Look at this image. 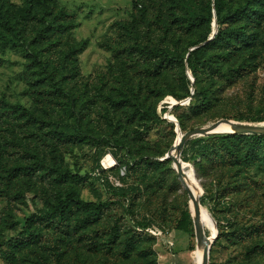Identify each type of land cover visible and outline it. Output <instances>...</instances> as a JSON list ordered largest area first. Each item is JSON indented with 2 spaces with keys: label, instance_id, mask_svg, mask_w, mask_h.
I'll use <instances>...</instances> for the list:
<instances>
[{
  "label": "rangeland",
  "instance_id": "374dc122",
  "mask_svg": "<svg viewBox=\"0 0 264 264\" xmlns=\"http://www.w3.org/2000/svg\"><path fill=\"white\" fill-rule=\"evenodd\" d=\"M55 1L75 17L77 25L69 34L72 40L86 41V47L75 56L73 63L76 67L73 69L71 66L72 74L64 75L61 80L65 91L74 98L83 127L95 139L61 143L47 133L37 131L25 134L16 131L18 137L45 140L43 148L50 154L51 161L62 163L74 173L86 176L85 185L80 189V197L85 201L99 202L116 198L109 190V185L123 188L127 199L122 205L115 206L111 215L122 216L124 224L128 225L132 224V217L145 222V231L153 236L154 241L151 246L153 255L146 261L138 254L123 260L120 256L108 255L100 247L93 252L86 241L78 245L74 243L65 252L60 241L63 235L57 229L41 224L44 242L41 249L46 261L42 264H149V260L158 264V260L162 259L160 252L170 250L173 257L167 264H196L194 228L193 237L190 238L193 248L189 253L185 252L187 234L184 231L178 233L180 237L177 245L164 240L169 231L176 229V222L185 205L190 209L192 226V216L196 214L173 168L172 160L151 169L152 174L148 177L140 176L134 165L130 164V168L128 163L126 167V162L133 157L162 162L170 146L182 133L222 119L264 124V56L238 82L209 92L204 105H200L201 97L178 100L165 95L155 106L161 120L145 125L134 114L133 107L115 109L109 98L117 97L119 91L130 94L128 88L133 87L142 96L148 95L150 106H153L156 94L181 87V70L174 68L151 76L144 64L128 53L129 48L134 41H140L169 46L171 49L179 48L183 52L193 37H180L174 42L170 34L165 32L168 14H161L162 21L157 20L160 13L152 5L147 6L148 14L143 18L131 0ZM9 2L15 7L25 5L24 0ZM143 5L146 4L140 2L139 6ZM34 27L28 30L29 36L33 35ZM53 47L47 56L52 61H58L62 55L60 46ZM41 49L40 53L46 56V49L43 46ZM27 62L23 49L0 47V97L10 103L26 105L47 119L56 120L60 127L71 128L73 116L69 113L65 98L60 97L56 101L46 91L36 87L33 79L36 76L27 69ZM185 74L194 83L188 69ZM210 82L206 74H201L197 86L208 87ZM190 91L193 93V87H190ZM193 104L202 108L200 114L195 115L189 109ZM179 117L184 121L185 129L180 127ZM140 131L142 134L138 139ZM8 132L11 133V130L8 129ZM1 134L5 135L4 132ZM100 136L106 138L108 143L96 140ZM206 137L193 135L188 138L180 147L181 151L178 149L177 158L184 174L192 178L200 206L216 223V237L221 232L220 238L215 240V237L210 246L208 264H241L246 261L264 264V249L260 247L264 244V166L239 169L228 163L210 162L207 165L206 162H200V143ZM3 140L0 138L1 142ZM114 140L123 142L126 148L116 145ZM4 148L6 151L1 153L0 166L22 159L23 151L15 144L9 142ZM105 158L112 160L113 165H109L108 161L103 162ZM199 163H203V170L199 169ZM35 183L31 184L33 189H28L27 180H21L11 190L9 197H6L0 183V240L16 236L22 230L25 219L44 207L43 200L49 186L39 181ZM20 189H24L25 195L16 198L13 193ZM108 223L109 219L105 218L94 229V232H98V240L101 241L102 230ZM201 226L206 236H213L214 229L210 223H201ZM155 228L161 231V235L153 233ZM56 242L61 246L60 252H65L58 263L50 255ZM32 249L21 252L19 259L12 263L0 255V264H36L39 255Z\"/></svg>",
  "mask_w": 264,
  "mask_h": 264
},
{
  "label": "trees",
  "instance_id": "16d2710c",
  "mask_svg": "<svg viewBox=\"0 0 264 264\" xmlns=\"http://www.w3.org/2000/svg\"><path fill=\"white\" fill-rule=\"evenodd\" d=\"M25 5L15 7L9 0H0V47L7 46L21 48L28 59L27 69L34 77V85L56 101L65 98L69 106V113L73 116L71 128L59 126L56 120L47 119L35 110L19 103H10L0 97V164L2 151L8 143L15 144L23 151L21 160L0 166V183L4 187L6 197L11 190L18 186L22 180H27L28 189H33L32 182L46 183L49 190L45 193L44 207L35 210L24 221L22 230L6 240H0V255L12 263L19 259L21 252L32 249L39 255L36 264L46 263L42 246L44 245L42 229L52 227L57 229L63 238L61 241L65 252L73 246L86 241L89 249L96 252L99 247L108 255L120 256L128 260L138 254L145 259L153 255V236L145 229V222L132 219V224H124L120 215H111L115 206L123 204L127 199L123 188L109 185V190L116 198L104 201H85L80 197V189L85 185L86 176L74 173L62 163L51 161L49 153L43 148L45 140H38L27 136V140L18 137V132H45L61 143L79 142L95 139L82 125V118L74 98L65 91L61 78L72 74L75 56L86 47V41L74 42L70 31L76 27L73 14L65 7L57 5L55 0H24ZM134 8L141 17L148 14L147 6H154L159 10L157 20L162 21L161 14H168L165 32L170 34L176 42L180 37H193L188 42L183 52L179 48L171 49L157 43H143L134 41L128 53L137 61L144 64L146 71L151 76H158L174 68L181 70V87L156 94V101L150 106L148 95L141 94L135 88L129 87L126 91H119L117 97L109 98L110 104L115 109L133 107L134 114L138 115L145 125L160 121L156 114V102L165 95L176 99L187 97H201L206 103L209 92H214L218 87L232 85L242 79L250 69H254L259 58L264 56V0H131ZM140 2L146 5L139 6ZM156 2V5H153ZM215 20V26L212 25ZM35 26V27H34ZM34 27L33 35L29 36L28 30ZM215 30V31H214ZM214 31V33H213ZM213 34L212 38L211 35ZM46 49V56L41 52V47ZM53 46H60L62 55L58 61H52L47 56ZM142 64V65H143ZM68 67V69H67ZM188 69L194 83L186 76ZM64 73V74H62ZM206 74L211 81L208 87H198L200 75ZM193 87V93L190 91ZM152 104V102H151ZM195 115L201 113L199 105L189 108ZM179 125L185 129L182 118H178ZM148 127V126H147ZM11 130V133L8 132ZM14 134H13V133ZM142 131L138 132V139ZM96 140L107 139L100 136ZM116 145L126 148V145L114 140ZM200 162L228 163L232 167L245 169L253 165L264 166V134H216L203 138L200 143ZM169 162L149 160L140 157L131 158L126 162V167L134 165L140 176L148 177L151 169H156ZM203 164V163H202ZM199 163V169L204 165ZM36 185V183L34 184ZM16 198L25 195L24 189L13 193ZM109 223L102 230V239L98 240L95 231L105 219ZM51 228V229H52ZM176 229L186 232L193 237V226L190 221V212L185 205L176 222ZM94 232V233H93ZM93 236L90 237L89 234ZM95 236V238H94ZM221 232L215 240L220 238ZM56 244L52 247L51 256L58 263L65 252H60ZM264 249V244L260 246ZM192 244L189 250H192ZM67 249V250H66ZM64 253V254H63ZM63 254V255H62ZM153 264V260L147 262ZM241 264H257L244 262ZM261 264V263H260Z\"/></svg>",
  "mask_w": 264,
  "mask_h": 264
},
{
  "label": "water",
  "instance_id": "95a60500",
  "mask_svg": "<svg viewBox=\"0 0 264 264\" xmlns=\"http://www.w3.org/2000/svg\"><path fill=\"white\" fill-rule=\"evenodd\" d=\"M213 24L214 25L216 24L215 20H214ZM212 36H213V34L211 35L210 38H212ZM191 81H192V79H191ZM220 123L230 124L231 126L234 127V129L232 131L218 130L217 127L219 126ZM227 133L258 134V135L264 134V124L233 122V121H230L227 119H222V120L216 121V122L209 124V125L195 127L193 129H190V130L181 134L179 141L177 143L174 142V144H172L170 146V148L168 149V151L165 155V159H171L173 163L177 164L176 173H177L179 180H181L183 175H184V171L182 170V164H181L180 160L174 156V153L177 150V148H179V147L182 148L184 142L188 138L192 137L193 135L212 136V135H216V134H227ZM181 148H180V151H181ZM187 194H188V196L191 197V193L188 192ZM191 216H192V214H191ZM192 220H193V228H194L196 242H197V240L204 242L203 261L201 264H208L210 246L214 242V239L210 240L209 237L205 235V233L202 229V226H201L200 217H199V213L197 210H196L195 216H192Z\"/></svg>",
  "mask_w": 264,
  "mask_h": 264
},
{
  "label": "bare ground",
  "instance_id": "6f19581e",
  "mask_svg": "<svg viewBox=\"0 0 264 264\" xmlns=\"http://www.w3.org/2000/svg\"><path fill=\"white\" fill-rule=\"evenodd\" d=\"M218 130H226V131H232L234 129L233 126H231L230 124L227 123H220L219 126L217 127ZM181 137V135H180ZM180 137L175 141V143H177L180 139ZM180 148V147H179ZM175 151L174 156L177 158L178 155V149ZM109 162V165H113L112 160H109L107 158L104 159L103 162ZM107 164V163H106ZM174 169L176 171L177 169V164L173 163ZM183 188L185 189V191L188 193H191V197L189 196V199L191 201V206L193 208V210L196 212V210L199 213V217H200V222L201 223H210L213 226L214 229V233L213 236H210V240L215 239L216 237V233H217V226L216 223H214V221L212 220L210 214L202 207L200 206V203L198 202V197L196 195V189L193 188V184H192V178L187 176L186 174L183 175L182 179L180 180ZM197 208V209H196ZM203 247H204V242L197 240L196 242V250L194 251V256L196 258V264H201L203 261Z\"/></svg>",
  "mask_w": 264,
  "mask_h": 264
},
{
  "label": "crops",
  "instance_id": "0c3cea01",
  "mask_svg": "<svg viewBox=\"0 0 264 264\" xmlns=\"http://www.w3.org/2000/svg\"><path fill=\"white\" fill-rule=\"evenodd\" d=\"M179 232H180L179 229H173V230L169 231L168 236H165L164 240L165 241L169 240L173 245H177V242H179V237H180L178 234ZM172 244H170V245H172ZM189 244H190V237L187 234V239H186L185 245H184L186 250L185 249L184 250H185V252H188V253L190 252L189 251ZM184 250H183V252H184ZM160 253H161L162 259L158 260V264H167V262H169V260H171V258L173 257V255L170 254L171 250H170V252L162 251Z\"/></svg>",
  "mask_w": 264,
  "mask_h": 264
},
{
  "label": "built area",
  "instance_id": "2783aa9c",
  "mask_svg": "<svg viewBox=\"0 0 264 264\" xmlns=\"http://www.w3.org/2000/svg\"><path fill=\"white\" fill-rule=\"evenodd\" d=\"M153 233H154L156 236L161 235V231H159L157 228H155V231H153Z\"/></svg>",
  "mask_w": 264,
  "mask_h": 264
}]
</instances>
